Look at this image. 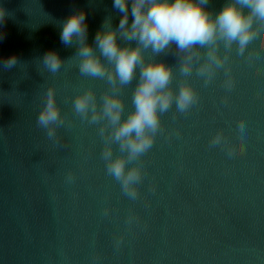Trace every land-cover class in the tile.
Returning <instances> with one entry per match:
<instances>
[{
    "label": "water",
    "instance_id": "water-1",
    "mask_svg": "<svg viewBox=\"0 0 264 264\" xmlns=\"http://www.w3.org/2000/svg\"><path fill=\"white\" fill-rule=\"evenodd\" d=\"M224 3L210 0L209 7L218 13ZM0 5L7 12L0 63L18 59L8 70L0 64V264H264V52L257 41L249 45L256 54L248 61L233 46L230 91L224 69L207 85L193 70L187 82L199 102L187 113H177L173 104L161 115L163 131L140 158L143 179L132 200L106 173L98 125L73 111L78 93L92 88L99 100L109 85L80 74L76 45L60 39L62 22L73 12H86L90 45L105 18L111 16L115 28L122 13L113 0ZM50 50L65 61L55 75L40 60ZM145 56L152 58L150 49ZM155 58L173 66L178 90L185 79L178 57ZM135 84L120 92L125 116L134 107ZM50 85L65 117L58 143L36 123ZM220 130L227 144L210 146ZM238 142L243 155L230 157Z\"/></svg>",
    "mask_w": 264,
    "mask_h": 264
},
{
    "label": "clouds",
    "instance_id": "clouds-1",
    "mask_svg": "<svg viewBox=\"0 0 264 264\" xmlns=\"http://www.w3.org/2000/svg\"><path fill=\"white\" fill-rule=\"evenodd\" d=\"M209 4L210 0H113V8L122 13L119 24L114 28L111 16L106 17L91 45L87 43L84 10L73 12L62 22L61 42L65 46L76 45L73 57L79 59L80 74L103 79L110 88L99 100L92 88L78 93L73 100V111L82 121L98 125V133L104 140L101 157L106 173L120 183L123 194L132 200L138 198V185L143 179L140 158L163 131L161 115L173 104L177 113H187L199 102L198 92L187 82L193 70L207 85L218 70L224 69V86L230 91L234 80L228 61L233 46L246 61L256 54L255 50H248L254 40L264 52V0H225L218 13H214ZM6 18L7 12L0 5V26ZM118 40L125 41L124 45ZM132 42H135L134 47ZM221 43L225 50L223 55ZM149 49L152 58L145 56V50ZM170 52L178 57L180 72L185 77L178 90L172 86L173 66L155 58ZM40 60L53 75L65 63L54 50L46 52ZM17 63V57L12 55L0 64L8 70ZM134 80V107L125 116L126 105L120 92ZM36 123L46 130L48 139L59 142L57 129L65 124V117L57 104L54 85L47 88ZM237 127L243 135L245 123L241 121ZM224 144L227 138L220 130L212 137L210 146ZM114 145L119 148L118 154ZM243 153L244 147L238 142L231 146L228 154L231 157ZM66 180L72 182L73 173L69 172ZM109 211L106 208L104 214ZM132 219L130 216L129 221Z\"/></svg>",
    "mask_w": 264,
    "mask_h": 264
}]
</instances>
